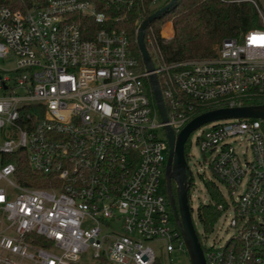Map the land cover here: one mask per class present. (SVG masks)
I'll use <instances>...</instances> for the list:
<instances>
[{
	"label": "built area",
	"instance_id": "built-area-1",
	"mask_svg": "<svg viewBox=\"0 0 264 264\" xmlns=\"http://www.w3.org/2000/svg\"><path fill=\"white\" fill-rule=\"evenodd\" d=\"M169 1L0 3V58H16L13 75L0 65V264H154L159 251L186 248L166 183L165 126L178 134L200 113L264 105V9L258 0H223L253 3L260 24L224 38L213 55L176 61L159 43L174 25L162 34L152 22L150 71L115 21L137 9L138 32ZM152 73L168 121L152 96ZM196 129L229 189L224 211L233 208L237 230L224 246L202 245L206 264H264V117ZM22 160L46 185L19 180Z\"/></svg>",
	"mask_w": 264,
	"mask_h": 264
},
{
	"label": "trees",
	"instance_id": "trees-1",
	"mask_svg": "<svg viewBox=\"0 0 264 264\" xmlns=\"http://www.w3.org/2000/svg\"><path fill=\"white\" fill-rule=\"evenodd\" d=\"M18 1L0 0V3L15 7ZM137 17V9H132L127 11L121 20L115 21V25L127 30L134 52L138 50V54L142 57L137 43ZM169 18H172L174 23V36L166 41L159 36L160 47L169 61L213 55L224 38L237 35L260 24V16L255 6L247 1L234 3L223 0H177L174 5L162 12L153 24L161 25ZM160 25H157V31ZM148 83L151 86L152 96L156 98L151 80ZM188 146L186 144V154L189 153ZM18 168L24 175L19 179L22 183L33 186L46 185L45 174L32 170L25 160L19 161ZM192 183L193 177L190 187ZM205 184L209 190L210 201L199 205L198 212L205 230L211 232L226 208L227 200L217 181L207 180ZM173 189L176 192L175 186ZM163 263V260L158 257L154 264ZM88 264L114 263L102 257Z\"/></svg>",
	"mask_w": 264,
	"mask_h": 264
},
{
	"label": "water",
	"instance_id": "water-1",
	"mask_svg": "<svg viewBox=\"0 0 264 264\" xmlns=\"http://www.w3.org/2000/svg\"><path fill=\"white\" fill-rule=\"evenodd\" d=\"M176 1L177 0H170L167 4L146 17L139 25L137 43L148 70L150 71L153 70V65L152 57L145 40L146 29L162 12L174 5ZM150 80L153 85L154 94L162 118L165 121H168V112L164 103L157 74L152 73L150 75ZM236 116L264 117V105L222 107L200 113L189 121L178 134L175 133L171 125L167 124L165 126L170 144L166 167L168 194L177 226L185 241L191 264H206V259L200 238L194 225L191 205L189 202V188L192 182V176L186 157V143L190 134L203 123L214 119ZM173 180L176 182V192H174L172 187Z\"/></svg>",
	"mask_w": 264,
	"mask_h": 264
},
{
	"label": "rangeland",
	"instance_id": "rangeland-1",
	"mask_svg": "<svg viewBox=\"0 0 264 264\" xmlns=\"http://www.w3.org/2000/svg\"><path fill=\"white\" fill-rule=\"evenodd\" d=\"M258 2L260 3L261 8L264 9V0H258ZM172 24L174 25L172 18L166 19V21H164L161 25L160 23H157L158 26L160 25V28L162 27V34L164 28L163 26L166 25L168 28ZM157 25H154V27L157 28ZM138 52L139 51L137 50L136 54L144 64V61ZM15 59V56L12 55L5 58H0V65L7 69V73L9 75L14 74V72L10 71L9 69L15 64ZM199 135L200 129L194 130L190 134L186 143L189 145V153L186 154L187 162L191 170V176L193 177V183L190 187L191 194L189 195V202L192 207V217L196 231L204 248H211L212 246H224L237 232V230L230 225L231 219L234 216L233 208L230 207L222 213V215L216 221L214 229L211 232L205 230L199 217V205L208 203L210 201L209 190L205 184L207 180L213 179L217 181L225 196L228 199L231 198L229 189L217 178L215 171L211 167L210 159L208 156H206L208 154L205 155L202 151L199 143ZM163 189L166 191L165 185L163 186ZM239 189L241 190L242 186ZM158 254L163 260V264H191L186 248L182 250L177 249L170 254L165 250L161 253L159 251Z\"/></svg>",
	"mask_w": 264,
	"mask_h": 264
},
{
	"label": "flooded vegetation",
	"instance_id": "flooded-vegetation-1",
	"mask_svg": "<svg viewBox=\"0 0 264 264\" xmlns=\"http://www.w3.org/2000/svg\"><path fill=\"white\" fill-rule=\"evenodd\" d=\"M175 186V189H176V182L175 180L172 181V187ZM174 190V189H173Z\"/></svg>",
	"mask_w": 264,
	"mask_h": 264
}]
</instances>
